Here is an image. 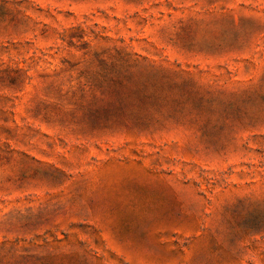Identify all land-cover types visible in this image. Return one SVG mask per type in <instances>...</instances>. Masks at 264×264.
<instances>
[{"label":"rangeland","instance_id":"rangeland-1","mask_svg":"<svg viewBox=\"0 0 264 264\" xmlns=\"http://www.w3.org/2000/svg\"><path fill=\"white\" fill-rule=\"evenodd\" d=\"M0 264H264V0H0Z\"/></svg>","mask_w":264,"mask_h":264}]
</instances>
